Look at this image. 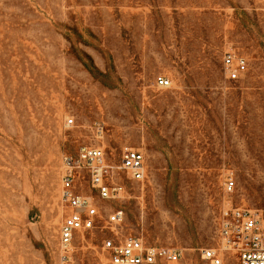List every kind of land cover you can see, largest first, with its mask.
I'll return each instance as SVG.
<instances>
[{
	"label": "rangeland",
	"instance_id": "obj_1",
	"mask_svg": "<svg viewBox=\"0 0 264 264\" xmlns=\"http://www.w3.org/2000/svg\"><path fill=\"white\" fill-rule=\"evenodd\" d=\"M229 50L246 72L225 73ZM89 146L117 167L140 148L147 177L115 170L105 200L81 174L99 216L64 260L63 157ZM230 205L264 211V0H0V264H108L128 235L195 263Z\"/></svg>",
	"mask_w": 264,
	"mask_h": 264
},
{
	"label": "built area",
	"instance_id": "obj_2",
	"mask_svg": "<svg viewBox=\"0 0 264 264\" xmlns=\"http://www.w3.org/2000/svg\"><path fill=\"white\" fill-rule=\"evenodd\" d=\"M223 66L228 76L244 73L248 68L244 56L234 50L224 53ZM158 82L168 85L169 79L159 77ZM98 136L104 133L100 123L95 125ZM61 172V198L68 212L60 229V247L62 259L68 260L73 252L74 241L78 233L96 227L99 210L92 196L78 191L81 174L87 173L92 187L105 200L122 196L123 185L114 182L115 170L122 169L132 180L143 181L147 177L146 154L140 148L125 147L120 166L107 163V154L101 146L82 148L78 155L63 157ZM237 181L231 173L224 180V194L230 197L236 189ZM123 217L122 211L110 216V224L118 225ZM219 244L217 247L203 248L199 261L190 264H226L229 255L235 258L233 264H264V211L245 206H224L218 225ZM104 250L109 253L108 264H189L185 253L178 248L147 244L136 235L125 236L117 242L115 239L104 241Z\"/></svg>",
	"mask_w": 264,
	"mask_h": 264
},
{
	"label": "trees",
	"instance_id": "obj_3",
	"mask_svg": "<svg viewBox=\"0 0 264 264\" xmlns=\"http://www.w3.org/2000/svg\"><path fill=\"white\" fill-rule=\"evenodd\" d=\"M81 60L84 63V65L86 66V68H88L89 70L92 71L93 68H95L93 60L88 54H85L84 58H81Z\"/></svg>",
	"mask_w": 264,
	"mask_h": 264
}]
</instances>
